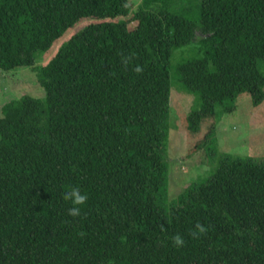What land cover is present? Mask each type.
<instances>
[{
    "label": "trees",
    "instance_id": "obj_1",
    "mask_svg": "<svg viewBox=\"0 0 264 264\" xmlns=\"http://www.w3.org/2000/svg\"><path fill=\"white\" fill-rule=\"evenodd\" d=\"M130 1L0 0L3 72L88 21L35 66L43 96L1 102L0 264H264V162L224 153L171 205L166 158L173 69L197 98L191 132L241 93L264 101V0H200L198 23ZM197 30V53L173 66ZM72 187L88 197L75 218Z\"/></svg>",
    "mask_w": 264,
    "mask_h": 264
},
{
    "label": "rangeland",
    "instance_id": "obj_2",
    "mask_svg": "<svg viewBox=\"0 0 264 264\" xmlns=\"http://www.w3.org/2000/svg\"><path fill=\"white\" fill-rule=\"evenodd\" d=\"M130 3L136 10L144 4V0H131ZM155 4L168 7L196 23L199 21L200 0H156ZM147 6L148 3L145 7ZM87 23L88 21L78 23L61 38L56 39L50 48L37 51L35 63L32 66L19 67L5 72L0 70V107L6 96L23 91L31 95L43 96L44 90L38 84L35 66L45 64L64 40L72 37ZM204 36L197 30L190 44L175 48L171 58L172 65L175 66L183 57L196 54L200 38ZM175 75L173 69L170 131L166 155L169 165L167 197L169 204L177 200L190 184L202 182L217 164L219 156L224 153L264 162V101L256 105L249 93H241L236 98L233 109L223 110L217 106L216 114L206 117L200 130L191 132L186 125L187 115L197 103V98L195 94L179 87ZM211 126L213 127L209 138L213 140L200 143Z\"/></svg>",
    "mask_w": 264,
    "mask_h": 264
},
{
    "label": "clouds",
    "instance_id": "obj_3",
    "mask_svg": "<svg viewBox=\"0 0 264 264\" xmlns=\"http://www.w3.org/2000/svg\"><path fill=\"white\" fill-rule=\"evenodd\" d=\"M132 56H123L121 57V63L127 67L131 61ZM138 74L143 72V68L137 65L134 69ZM63 199L66 202H71L72 207L68 209V215L71 217H79L81 215V207L87 202V195L81 194V191L77 187H72L70 190L66 191L63 195ZM207 228L200 223L195 225V228L191 231V235L194 239H198L201 234H206ZM172 243L175 247H183L185 241L183 237L179 234L172 237Z\"/></svg>",
    "mask_w": 264,
    "mask_h": 264
}]
</instances>
